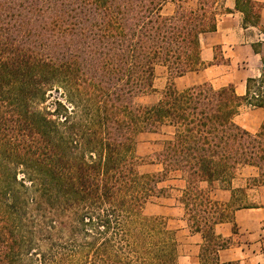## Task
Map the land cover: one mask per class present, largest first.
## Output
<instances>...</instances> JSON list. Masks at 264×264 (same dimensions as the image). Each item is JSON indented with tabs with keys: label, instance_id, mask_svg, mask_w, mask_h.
Listing matches in <instances>:
<instances>
[{
	"label": "trees",
	"instance_id": "trees-1",
	"mask_svg": "<svg viewBox=\"0 0 264 264\" xmlns=\"http://www.w3.org/2000/svg\"><path fill=\"white\" fill-rule=\"evenodd\" d=\"M262 8L235 2L244 25ZM221 13L220 0H0V264H179L166 218L142 215L171 191L200 264H238L218 258L230 239L215 226L233 211L211 190L242 167L264 185V120L235 123L248 93L232 85L173 81L205 66L200 37ZM158 66L168 81L143 103ZM166 128L159 169L141 172L136 136Z\"/></svg>",
	"mask_w": 264,
	"mask_h": 264
},
{
	"label": "crops",
	"instance_id": "crops-1",
	"mask_svg": "<svg viewBox=\"0 0 264 264\" xmlns=\"http://www.w3.org/2000/svg\"><path fill=\"white\" fill-rule=\"evenodd\" d=\"M254 1L264 3V0ZM235 2L236 0H220L223 13L217 18L216 29L200 37L201 59L205 66L175 77L173 81L176 87L180 79L186 78L190 81L187 86L203 82L210 83L214 88L232 85L237 95L245 96L248 93L249 97L251 90L247 89V80L253 79L255 84H261L264 76V8L260 10L257 26L244 25L243 15L235 9ZM165 73L166 84V70ZM259 94L258 99H261L262 90ZM251 103L253 102L248 101L239 107L234 121L243 129L254 133L264 120V106H252ZM256 176L254 168L242 167L229 188L216 184L211 190L215 200L228 205L233 211L230 221L215 226L216 234L230 239L229 246L218 253L220 262L264 264V185H250V179ZM174 182L179 188L183 186L182 181ZM168 199L173 201L170 206L161 209L160 215L168 217L176 213L179 216L176 221L184 222L181 229L185 236L182 237L192 254L188 264H200L198 255L201 236L188 231L179 201L175 197Z\"/></svg>",
	"mask_w": 264,
	"mask_h": 264
},
{
	"label": "rangeland",
	"instance_id": "rangeland-1",
	"mask_svg": "<svg viewBox=\"0 0 264 264\" xmlns=\"http://www.w3.org/2000/svg\"><path fill=\"white\" fill-rule=\"evenodd\" d=\"M196 0H188L190 5H193ZM173 9L172 4H167L163 8V13L167 14L170 13ZM166 79V73L165 70L158 66L155 70V77H154V92H151L150 94H147L143 97H141L139 100L143 103H153L158 98V95L160 91L163 89V86L165 84ZM179 84L177 85L178 88L186 87L190 84V81L186 78L180 79ZM262 85V92L264 91V84L261 83L258 84H251L250 90L254 91L257 90ZM264 98V95H263ZM249 102L252 100L247 99ZM244 102L243 104L247 103ZM171 135V130L169 128H166L161 131V133H150V132H144L140 133L135 138V153L138 157H140L142 160H144V164L140 166L139 170L141 172H155L159 169V166L149 163V159L152 157V154L155 152H158L163 144V141L168 139ZM171 184L170 182H166L163 185ZM179 193L176 191H171L168 193H165L164 196L151 198L146 205L143 208L142 215L144 216H154V215H160L161 209L164 207L170 206V203H172L173 200L168 199L172 197H178ZM173 216H164L166 218V222L168 225V228L171 229L174 234L175 238L177 240L178 244V254H179V264H188L189 258L192 256L190 248L187 247V243L185 242L184 238L182 236H185L184 231H182L181 227L184 225L183 221H176V218L179 216L174 213ZM169 218V220H168ZM185 229V228H184Z\"/></svg>",
	"mask_w": 264,
	"mask_h": 264
},
{
	"label": "built area",
	"instance_id": "built-area-1",
	"mask_svg": "<svg viewBox=\"0 0 264 264\" xmlns=\"http://www.w3.org/2000/svg\"><path fill=\"white\" fill-rule=\"evenodd\" d=\"M262 72L264 73V66L262 67ZM259 85V84H258ZM262 85L257 89V90H254V91H251L250 94H249V99L251 100H256L259 98L260 94L259 92L262 90Z\"/></svg>",
	"mask_w": 264,
	"mask_h": 264
}]
</instances>
